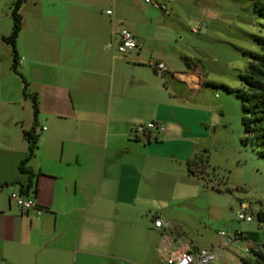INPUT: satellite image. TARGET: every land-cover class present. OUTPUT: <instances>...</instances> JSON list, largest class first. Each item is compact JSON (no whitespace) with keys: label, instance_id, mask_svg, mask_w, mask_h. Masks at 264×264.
Listing matches in <instances>:
<instances>
[{"label":"crops","instance_id":"obj_1","mask_svg":"<svg viewBox=\"0 0 264 264\" xmlns=\"http://www.w3.org/2000/svg\"><path fill=\"white\" fill-rule=\"evenodd\" d=\"M99 1L60 0L51 8L45 0L22 3L18 70L36 96V115L31 100L25 115L28 96L3 41L12 25L0 26V184L18 180L23 188L9 186L36 204L27 212L9 197L0 204V264H151L154 257L202 248L182 239V230L173 238L167 228L136 221L154 205L173 204L179 185L181 202L193 198L190 187L201 176L188 162L210 137V104L200 95L209 80L187 59L185 71L164 58L143 59L141 42L123 58L116 55L123 24L107 17L109 9L103 16ZM150 121L165 131L149 141L131 136L133 125ZM34 125L30 179L18 165L28 153L23 132Z\"/></svg>","mask_w":264,"mask_h":264},{"label":"rangeland","instance_id":"obj_2","mask_svg":"<svg viewBox=\"0 0 264 264\" xmlns=\"http://www.w3.org/2000/svg\"><path fill=\"white\" fill-rule=\"evenodd\" d=\"M57 2L60 0H45L44 7L51 8ZM13 3L0 0L1 27L12 25ZM155 3L165 5L169 14H164ZM256 3L263 4L264 0H100L95 7L103 16H107L105 11L109 9L112 15L108 18L113 17L117 24L122 23L138 37L146 49L143 59L164 58L176 71L187 70V59L209 81L237 89L243 87L238 74L248 64L241 51L258 52L253 36L264 35V19L254 12ZM28 6L27 10L31 3ZM20 84L23 86L21 77ZM200 95L210 104L212 124L206 149L211 170L195 164L194 168L204 178L200 177L190 187L191 201L181 202L183 191L179 185L173 204L154 205L139 212L136 222L139 227L154 228V216L158 215L168 223L166 230L172 231L173 238L176 231L182 230V239L192 240L202 248L214 247L221 255L219 264H242L241 259L250 256L251 242L238 234L256 233L259 241H264V221L257 218L258 211H264V158L250 145L241 143V102L233 93L209 87ZM30 100L27 97V117ZM11 190L17 191L10 186L0 190V204L8 203ZM242 204L249 207L251 222L236 218ZM11 206L19 208L13 202ZM222 231L232 239L231 243L219 235ZM151 264H165V261L161 256L154 257Z\"/></svg>","mask_w":264,"mask_h":264},{"label":"trees","instance_id":"obj_3","mask_svg":"<svg viewBox=\"0 0 264 264\" xmlns=\"http://www.w3.org/2000/svg\"><path fill=\"white\" fill-rule=\"evenodd\" d=\"M24 0H16L11 9L12 28L8 36L3 37V41L10 45L12 50V70L21 77L23 83V94L28 96L32 101L34 115L37 114V99L35 94L28 93V82L18 70V55L16 50V40L22 27V16L19 12ZM255 14L264 19V3H256L254 5ZM264 30V26H263ZM253 40L258 45L259 51L252 52L242 50L243 56L248 58V64L243 72L238 74V78L243 84L242 88L233 89L223 83L207 81L206 87L221 88L226 93H233L241 102V124L243 137L241 143L250 145L259 157L264 158V35H254ZM187 61V60H186ZM34 125L30 131H24L23 135L28 141V153L20 161L18 171L20 174L27 175L30 179L33 177L31 168L26 167V164L34 157L37 149L38 135L35 133ZM195 164H203L207 169L211 170L208 160V151L205 149L199 154H196L188 162V167L194 173L200 174L195 168ZM214 170V169H213ZM9 185H21L18 180L4 182L0 184V190ZM31 187V183L26 185V189ZM21 188L23 186L21 185ZM257 218L259 221H264V211H258ZM239 236H244L250 239L255 246L250 250V256L242 258V264H264V243H258V235L256 233H239Z\"/></svg>","mask_w":264,"mask_h":264},{"label":"built area","instance_id":"obj_4","mask_svg":"<svg viewBox=\"0 0 264 264\" xmlns=\"http://www.w3.org/2000/svg\"><path fill=\"white\" fill-rule=\"evenodd\" d=\"M149 2V0H146ZM164 14L168 15L169 11L165 5L157 4ZM107 14H112L110 10L106 11ZM140 41L136 36L127 28L120 27L117 33V43L115 46L116 53L125 55L128 51L137 49ZM155 69L159 72L165 71V65L162 62L154 63ZM165 131L164 124L158 121H150L146 123L135 124L131 127L130 133L133 138L142 139L145 141L154 140ZM9 200L13 202L22 211L36 207L34 200L28 196H25L20 190L12 191L9 194ZM238 220L245 222H251L252 216L249 211V207L245 204L241 205V210L236 215ZM153 224L155 227L167 228L168 223L159 217H154ZM219 235L228 240V243L232 242V239L227 236L225 232H219ZM221 255L213 248H200L196 252L189 250H179L170 253L165 258V264H219L218 259Z\"/></svg>","mask_w":264,"mask_h":264}]
</instances>
